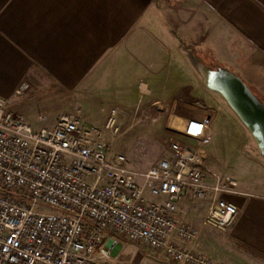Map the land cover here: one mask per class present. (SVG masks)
I'll list each match as a JSON object with an SVG mask.
<instances>
[{"label":"crops","instance_id":"obj_1","mask_svg":"<svg viewBox=\"0 0 264 264\" xmlns=\"http://www.w3.org/2000/svg\"><path fill=\"white\" fill-rule=\"evenodd\" d=\"M195 33L209 46L213 40L212 48L228 43L234 72L264 102V0H0V97L32 126L39 120H32L26 109L41 75L72 92L71 110L88 105V112L98 118L110 105L117 108L119 122L120 114L135 106L149 117L163 107L177 113L179 104L214 115L213 107L196 93L205 86L199 64L206 63L195 59L192 44L185 41ZM19 87L23 93L16 95ZM182 114L178 116L184 123L203 116ZM136 132L122 134L116 148L126 149ZM253 143L252 158L264 167ZM155 158L151 156L145 166L159 160ZM261 183L264 187V179ZM238 190L237 195H226L238 208L231 225L226 230L205 227L195 247L216 239L212 232L219 230L223 234L210 247L220 257L214 260L198 249L213 262L240 264L242 245L258 256L255 260L254 255L245 256L248 264H264V194ZM203 200L198 216L180 203L178 214L199 227L208 203Z\"/></svg>","mask_w":264,"mask_h":264},{"label":"built area","instance_id":"obj_2","mask_svg":"<svg viewBox=\"0 0 264 264\" xmlns=\"http://www.w3.org/2000/svg\"><path fill=\"white\" fill-rule=\"evenodd\" d=\"M209 120L205 113L186 122L183 133L196 147L170 139L171 157L145 166L152 144L143 134L116 148L126 131L115 107L101 123L62 113L53 125L33 128L0 97V264H99L116 237L180 264H220L195 244L205 227L231 225L238 208L226 195L240 191L235 178L206 166ZM187 195L207 199L199 227L178 214Z\"/></svg>","mask_w":264,"mask_h":264},{"label":"rangeland","instance_id":"obj_3","mask_svg":"<svg viewBox=\"0 0 264 264\" xmlns=\"http://www.w3.org/2000/svg\"><path fill=\"white\" fill-rule=\"evenodd\" d=\"M178 35L181 38H185L183 34ZM204 35H206V33ZM192 37L193 39L190 40L185 38V41L188 40L187 43L190 45L192 44L191 48L194 49L192 50V54L195 59L201 57L206 64H211L212 67L221 66L234 71L233 68L235 65L232 60V48L228 43L225 48L218 47L217 44H215V46L213 44L214 47L212 48L211 41L213 40L210 41L209 46V44L203 40V35L200 33L192 34ZM209 38L210 36H208V39ZM195 78L193 74V80ZM194 82H196V80H194ZM34 89L35 91L32 92L33 96L29 98V106L26 109L29 111L32 120H39L38 123L33 126L30 124L33 128L49 126L52 121H55L62 113L66 112L78 114L84 120L90 122L100 120L101 117L104 119L107 110L110 107H115L114 105L108 106L104 114H98L99 118L96 117L95 114L88 112L91 108L88 105H83L80 110H71V106L73 105L72 92L54 85L44 75H41ZM251 89L254 90L253 87ZM196 93L202 97L203 101L207 103V106L210 105L215 110L214 115L210 113L211 116L213 115L210 123V141L207 144L201 145V148H203L206 153L207 168L216 173L229 175L235 178L238 182L237 188L241 189V191L264 194V187L261 183L264 179V167L262 163L252 158L251 153L255 152L253 150L254 143L247 128L216 92L202 86V88L196 90ZM33 103L36 104L33 105ZM161 109L163 111H155V113L150 110L151 113L149 117L147 116V112L140 111V107L135 106L131 112H123L120 114V125L126 132L135 129L137 130L136 133L139 132L149 139L152 144V151L149 159L151 156L153 158L155 156V159L158 157L159 159L162 157L170 158L171 156H169L168 151V142L170 139L179 140L190 148L196 147L198 145L197 140L181 133L185 131L186 123H184L183 118L178 115L183 113L182 115H187V118H193L203 115V109H200V107L187 109L182 104H179L177 113L172 112L170 109H165L164 107ZM211 112L213 111L211 110ZM169 117V124H171L169 126L172 129L168 127ZM103 119L99 123H101ZM172 121H180V123H182L183 129L181 132H178L180 130H173ZM187 121L188 120H186V122ZM132 122L135 123V125L128 128ZM120 143L118 144L119 147L122 146ZM115 146L117 147V144H115ZM260 159L264 160L262 157H260ZM203 202L206 201L195 200L187 195L179 203L188 204L190 207L189 213L193 214L195 217L201 212L200 207L202 208ZM36 209L51 211L49 207L40 205H37ZM212 233L214 238L220 239L223 231L214 230ZM116 239L117 243L113 247L109 257L99 260V264H180L178 261H173L171 257L162 250L153 249L137 241L127 242L120 237H116ZM216 239H210L211 241L209 243L204 241V243L201 242V245L198 244V249L204 251L208 256L212 255L214 260L216 257L221 256L217 249H212V247H210L213 246L211 244L218 243ZM240 247L242 260L240 264H248V257H245L249 256L248 254L254 255L252 257L254 260L258 257L254 253L249 252V250L242 245ZM229 255L230 261H232L231 253ZM236 263L237 262H235V264Z\"/></svg>","mask_w":264,"mask_h":264},{"label":"water","instance_id":"obj_4","mask_svg":"<svg viewBox=\"0 0 264 264\" xmlns=\"http://www.w3.org/2000/svg\"><path fill=\"white\" fill-rule=\"evenodd\" d=\"M205 86L216 92L247 128L264 158V103L234 71L199 64Z\"/></svg>","mask_w":264,"mask_h":264},{"label":"bare ground","instance_id":"obj_5","mask_svg":"<svg viewBox=\"0 0 264 264\" xmlns=\"http://www.w3.org/2000/svg\"><path fill=\"white\" fill-rule=\"evenodd\" d=\"M176 119V118H175ZM171 122V121H170ZM173 122V121H172ZM169 125H171V124H169ZM172 127L174 128V129H176V130H180V131H182V129H183V127H182V123H180V121H175V122H173V125H172ZM185 130H186V127H185Z\"/></svg>","mask_w":264,"mask_h":264},{"label":"trees","instance_id":"obj_6","mask_svg":"<svg viewBox=\"0 0 264 264\" xmlns=\"http://www.w3.org/2000/svg\"><path fill=\"white\" fill-rule=\"evenodd\" d=\"M254 92V91H253ZM255 93V92H254ZM256 94V93H255ZM257 95V94H256ZM258 96V98L262 101V99L259 97V95H257ZM263 102V101H262ZM264 103V102H263Z\"/></svg>","mask_w":264,"mask_h":264},{"label":"flooded vegetation","instance_id":"obj_7","mask_svg":"<svg viewBox=\"0 0 264 264\" xmlns=\"http://www.w3.org/2000/svg\"><path fill=\"white\" fill-rule=\"evenodd\" d=\"M251 89V88H250ZM252 90V89H251ZM253 91V90H252Z\"/></svg>","mask_w":264,"mask_h":264}]
</instances>
